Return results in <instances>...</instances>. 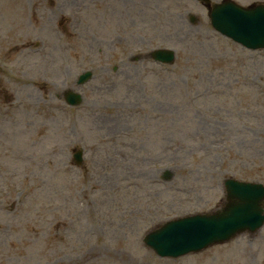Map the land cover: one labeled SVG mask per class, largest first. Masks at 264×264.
<instances>
[{
  "label": "rangeland",
  "instance_id": "1",
  "mask_svg": "<svg viewBox=\"0 0 264 264\" xmlns=\"http://www.w3.org/2000/svg\"><path fill=\"white\" fill-rule=\"evenodd\" d=\"M83 1L0 0V264H264V227L176 260L142 243L221 208L227 177L264 184V50L216 33L201 0H100L97 19ZM158 47L172 67L132 63ZM67 89L80 108L64 106Z\"/></svg>",
  "mask_w": 264,
  "mask_h": 264
},
{
  "label": "water",
  "instance_id": "2",
  "mask_svg": "<svg viewBox=\"0 0 264 264\" xmlns=\"http://www.w3.org/2000/svg\"><path fill=\"white\" fill-rule=\"evenodd\" d=\"M213 27L225 35L249 48L264 46V6L251 5L242 8L232 2H223L214 6L210 12ZM229 195L239 200V204L231 209L225 237L227 240L235 234L259 227L264 221L260 199L264 189L260 186L227 182ZM256 188V191L253 190ZM256 193V194H255ZM223 217H192L167 223L151 234L149 243L161 255L178 256L190 251H199L212 242H216L217 234L223 228ZM198 220L200 222L198 223ZM198 224H203L204 232L199 231ZM223 225V226H222ZM212 236L209 239V236ZM182 244L177 247V245Z\"/></svg>",
  "mask_w": 264,
  "mask_h": 264
}]
</instances>
